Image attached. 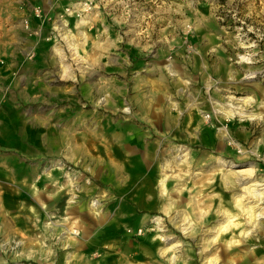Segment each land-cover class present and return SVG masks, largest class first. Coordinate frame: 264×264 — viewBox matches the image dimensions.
Returning a JSON list of instances; mask_svg holds the SVG:
<instances>
[{
    "label": "rangeland",
    "instance_id": "rangeland-1",
    "mask_svg": "<svg viewBox=\"0 0 264 264\" xmlns=\"http://www.w3.org/2000/svg\"><path fill=\"white\" fill-rule=\"evenodd\" d=\"M3 103L50 135L0 264H264V0H0Z\"/></svg>",
    "mask_w": 264,
    "mask_h": 264
},
{
    "label": "crops",
    "instance_id": "crops-1",
    "mask_svg": "<svg viewBox=\"0 0 264 264\" xmlns=\"http://www.w3.org/2000/svg\"><path fill=\"white\" fill-rule=\"evenodd\" d=\"M8 105L3 103L0 109V232L13 234L19 231V215L12 211L14 204L9 191L19 183L29 185L35 181L36 151L45 150L44 136L49 137L50 132L48 127L35 131L33 117L19 114L13 117V109Z\"/></svg>",
    "mask_w": 264,
    "mask_h": 264
},
{
    "label": "bare ground",
    "instance_id": "bare-ground-1",
    "mask_svg": "<svg viewBox=\"0 0 264 264\" xmlns=\"http://www.w3.org/2000/svg\"><path fill=\"white\" fill-rule=\"evenodd\" d=\"M72 45H73V43H72ZM57 50H59V49H57ZM76 50H77V48H76ZM254 75V74H253ZM233 96V95H232ZM250 99V98H249ZM249 101H251V100H246L245 102H249ZM229 109H228V111H225V114H226V117L227 118H233V117H235L236 116V114H241L242 116H245V113L244 112H241L240 110H238V108H236L233 104H230L229 105ZM249 116V115H248ZM225 117V118H226ZM245 171V169H243V170H236L235 171V173H237V174H243L242 172H244ZM236 179V178H235ZM164 183V182H163ZM242 184V183H241ZM224 185V184H223ZM35 186V188H33V193H34V195H35V197L36 198H39V194L43 191L42 189H40L39 187H37L36 185H34ZM33 187V186H32ZM244 189H245V192L247 193V194H250V195H252L254 198H255V200H256V202H261L262 203V201L264 200V188H261V189H259V187L258 186H256V185H254V184H251V185H249V186H245L244 187ZM241 201H242V198L240 197V198H237V206H240V207H242L241 206ZM95 204V203H94ZM94 204H92L93 206H94ZM42 205H44L45 206V204H42ZM258 206V205H257ZM82 209V208H81ZM244 210H246V213L248 214V217H250V220H251V222H254V223H256V224H258V220H257V218L258 217H260V216H262L263 214H264V208H262V210L261 211H259L258 209H256V206L254 205V206H249L248 208H246V209H244ZM82 211V210H81ZM259 211V212H258ZM245 214V213H244ZM246 214V215H247ZM95 215V214H94ZM226 219H227V217H226ZM158 220V219H157ZM159 224H161L160 223V219H159V222H158ZM227 225V224H226ZM253 225V224H252ZM258 226V225H257ZM222 228H226L225 227V225L224 226H222ZM222 228H220L221 230H222ZM237 228V227H236ZM245 231V230H244ZM161 238V237H160ZM234 245V244H233ZM169 249H170V247H168L167 249H163V251H162V254H167V252L169 251ZM162 250V249H161ZM249 257V256H248ZM211 261V264H217L218 263V261L217 260H215V259H209L207 262H208V264H209V262Z\"/></svg>",
    "mask_w": 264,
    "mask_h": 264
},
{
    "label": "clouds",
    "instance_id": "clouds-1",
    "mask_svg": "<svg viewBox=\"0 0 264 264\" xmlns=\"http://www.w3.org/2000/svg\"><path fill=\"white\" fill-rule=\"evenodd\" d=\"M252 29L250 28L249 29V31H251ZM241 46H243V45H241ZM242 60H244V59H246V57H242L241 58ZM125 111L127 112L128 111V109H125ZM241 235H250V233H241ZM235 243H239V241H234ZM209 264H211V261L209 262Z\"/></svg>",
    "mask_w": 264,
    "mask_h": 264
}]
</instances>
